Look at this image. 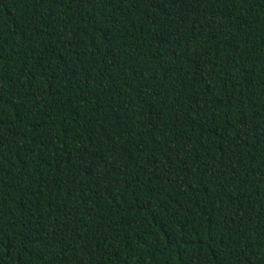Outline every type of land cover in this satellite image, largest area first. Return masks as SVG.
Segmentation results:
<instances>
[{"label": "trees", "instance_id": "16d2710c", "mask_svg": "<svg viewBox=\"0 0 264 264\" xmlns=\"http://www.w3.org/2000/svg\"><path fill=\"white\" fill-rule=\"evenodd\" d=\"M0 264H264V0H0Z\"/></svg>", "mask_w": 264, "mask_h": 264}]
</instances>
